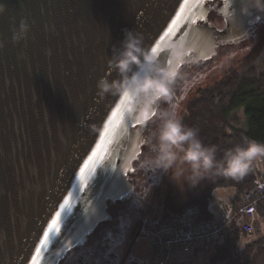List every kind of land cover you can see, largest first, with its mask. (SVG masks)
Listing matches in <instances>:
<instances>
[{"label":"water","instance_id":"1","mask_svg":"<svg viewBox=\"0 0 264 264\" xmlns=\"http://www.w3.org/2000/svg\"><path fill=\"white\" fill-rule=\"evenodd\" d=\"M205 1L198 0L193 19L205 18ZM219 1L224 29L181 21L161 40L183 0H3L0 264H33L34 257L37 264H58L68 248L108 217V202L129 193L127 171L142 141L137 121L128 115L130 96L124 119L110 125L94 170L81 173L124 100L111 94L100 98L97 81L107 74V60L121 47L125 30L141 34L149 50L158 46L154 54L163 64L173 62L166 44L182 40L192 53L189 63L191 57L211 58L219 41L244 37L251 22L264 23V12L241 13L242 0ZM22 18L30 29L14 42L13 29ZM115 77L113 71L108 78ZM65 200L69 203L62 208Z\"/></svg>","mask_w":264,"mask_h":264},{"label":"clouds","instance_id":"2","mask_svg":"<svg viewBox=\"0 0 264 264\" xmlns=\"http://www.w3.org/2000/svg\"><path fill=\"white\" fill-rule=\"evenodd\" d=\"M6 10L7 4L0 0V15ZM253 10L264 12V0H242V14H251ZM29 29L27 18H22L18 29H13V41L25 39ZM3 47L4 42L0 40V48ZM166 48L173 62L163 64L153 50L145 48L141 34L125 30L121 47L114 48L107 60V74L97 81V95L100 98L106 94L130 96L128 115L141 125L153 115L158 118L148 139L151 155L147 163L163 170L182 193L186 186L195 188L206 179L242 178L254 159L264 157V143L243 137L239 143L225 149L218 159L217 147L206 146L199 138L198 130L184 125L176 113L156 112L157 101L170 96L179 67L190 56L182 40L170 41ZM134 66L139 71L134 70ZM113 71L116 77L109 80Z\"/></svg>","mask_w":264,"mask_h":264},{"label":"trees","instance_id":"3","mask_svg":"<svg viewBox=\"0 0 264 264\" xmlns=\"http://www.w3.org/2000/svg\"><path fill=\"white\" fill-rule=\"evenodd\" d=\"M243 107L246 116L244 128L233 127L229 122L231 111ZM183 124L198 130L199 138L206 146L217 147V158L223 151L239 143L243 137L255 139L264 143V70L257 72L254 66L248 73L232 70L214 85L201 89L197 96L187 104ZM203 192L194 197L188 204L174 205L168 201L164 206H155L158 212H180L187 206H198L201 211L211 218L213 214L214 191L217 188L235 190L231 203L247 205L255 203L259 221L263 224L260 236L249 238L241 244L247 234L241 229L244 220L242 214L235 216L224 230L223 235L214 242L202 243L194 250H203L209 244L214 245L215 254L210 264H261L264 262V157L253 160L249 171L240 179L215 177L206 179ZM250 193V197L245 195ZM170 198H168L169 200ZM148 208V209H149ZM193 250V251H194ZM184 261H176V264Z\"/></svg>","mask_w":264,"mask_h":264},{"label":"flooded vegetation","instance_id":"4","mask_svg":"<svg viewBox=\"0 0 264 264\" xmlns=\"http://www.w3.org/2000/svg\"><path fill=\"white\" fill-rule=\"evenodd\" d=\"M219 0H206L208 8L205 18L196 20L200 25H211L217 29H224L226 22L218 12ZM264 28L261 19L251 22L246 35L232 41H219L217 48L227 54V49L233 45H244L248 48ZM216 48V49H217ZM192 56V53H190ZM215 61L209 59H195L182 63L179 75L172 85L168 98H161L155 105L156 112L169 111L176 113L183 122L186 111V99L195 89L199 92L204 87H197L209 76L214 69ZM211 86V85H210ZM206 88V87H205ZM158 123V118L152 116L145 124H137L141 132L140 150L132 162L131 170L127 171V178L131 189L129 193L118 200L107 204L108 217L97 224L87 235L85 240L68 248L58 264H141L140 252L136 245L141 234L143 219L148 211V195L154 187L160 184L164 172L147 163L151 155L148 139Z\"/></svg>","mask_w":264,"mask_h":264},{"label":"built area","instance_id":"5","mask_svg":"<svg viewBox=\"0 0 264 264\" xmlns=\"http://www.w3.org/2000/svg\"><path fill=\"white\" fill-rule=\"evenodd\" d=\"M260 187L263 189L264 183L260 184ZM250 195L247 193L245 197L249 198ZM217 204V210L210 214L211 218L195 205L172 213L158 212L155 206H151L143 219L141 234L150 245L154 263H176L181 260L180 257L193 251L196 246L217 241L238 214L244 216L241 229L248 237L253 236L258 228L255 203L244 206L231 202Z\"/></svg>","mask_w":264,"mask_h":264},{"label":"rangeland","instance_id":"6","mask_svg":"<svg viewBox=\"0 0 264 264\" xmlns=\"http://www.w3.org/2000/svg\"><path fill=\"white\" fill-rule=\"evenodd\" d=\"M225 45L228 44H224L222 46ZM222 46L217 48L216 53L210 58L215 61L213 71L208 77L203 79L197 87L205 88L210 85H214L216 82L223 79L228 73H231L232 70H237L239 73L243 74L248 73L251 66H254L257 72L264 70V28L261 29L260 33H258L255 42H253L248 48H245L244 45H233L227 49V54H222L220 52ZM197 94L198 93L195 92L194 89V91L190 93L189 97L186 99L184 106L186 105L187 107L188 102L196 97ZM228 119L233 127L244 128L246 125L244 108L240 107L231 111ZM206 184L207 182L204 180L195 188H187L186 186V190L182 193L178 186L170 180L169 176L164 174L160 184L150 191L148 195V206H150V204L164 206V204L168 201H171L174 205L188 204L194 197L199 196L203 192ZM213 194L214 198L212 202L214 204L212 208L216 211L218 206L217 203L230 202L235 196V190L230 188H217ZM168 198L170 199L168 200ZM262 225L263 224L258 219V228L253 236L242 240L241 244L251 238L260 236L262 233ZM214 248L213 244H209L203 250L191 251L180 257L181 260L179 262L184 261V264H210L211 257L215 254ZM135 249L139 251L142 256L141 264H155L150 245L144 236L139 238ZM261 264H264V262Z\"/></svg>","mask_w":264,"mask_h":264},{"label":"snow or ice","instance_id":"7","mask_svg":"<svg viewBox=\"0 0 264 264\" xmlns=\"http://www.w3.org/2000/svg\"><path fill=\"white\" fill-rule=\"evenodd\" d=\"M200 4L198 2V0H183V3L180 4V10L176 13L175 19H172L171 21V26L168 28V31L164 33V36L161 37V40L167 38L170 35H173L176 30H177V26L181 23V21H185L187 23H191L193 25H195L197 23L196 19H193L191 16L192 10L194 7H199ZM203 19V17H201ZM154 53H156L158 51V46L157 48H153L152 49ZM129 96L127 94L124 95V100L121 101V105H118L116 107V109L114 111H112L111 113V119L109 120L108 124L105 125L104 128V134L101 135V142L99 144H97L96 151H93L92 155L88 157V160L85 162L84 164V168L81 169V173H83L85 171V169L89 170V171H93L94 170V166L97 162V160L100 158V152L103 149V146L105 144V137L108 134V132L110 131V125L118 123L120 121H122L124 119V112L126 110L125 108V101L127 100ZM68 201L65 200L64 204L61 205L62 208H64L65 206L68 205ZM60 213H57V218H59ZM58 223V219L57 220H53L52 224L49 225V229L51 231L55 230V227ZM45 240L41 241V245H45L49 234L46 232L45 234ZM41 253V248H37L36 249V254L37 256H39ZM33 264H37V261L35 259V257L33 258Z\"/></svg>","mask_w":264,"mask_h":264},{"label":"crops","instance_id":"8","mask_svg":"<svg viewBox=\"0 0 264 264\" xmlns=\"http://www.w3.org/2000/svg\"><path fill=\"white\" fill-rule=\"evenodd\" d=\"M195 249V248H194Z\"/></svg>","mask_w":264,"mask_h":264}]
</instances>
